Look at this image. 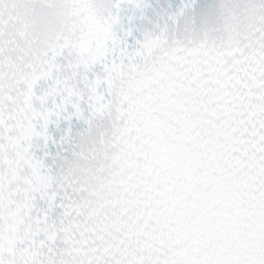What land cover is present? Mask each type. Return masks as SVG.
I'll use <instances>...</instances> for the list:
<instances>
[{
  "label": "snow or ice",
  "instance_id": "obj_1",
  "mask_svg": "<svg viewBox=\"0 0 264 264\" xmlns=\"http://www.w3.org/2000/svg\"><path fill=\"white\" fill-rule=\"evenodd\" d=\"M0 264H264V0H0Z\"/></svg>",
  "mask_w": 264,
  "mask_h": 264
}]
</instances>
